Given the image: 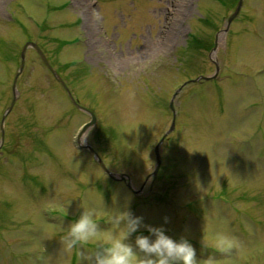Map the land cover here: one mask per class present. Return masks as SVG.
Wrapping results in <instances>:
<instances>
[{
    "label": "rangeland",
    "instance_id": "rangeland-1",
    "mask_svg": "<svg viewBox=\"0 0 264 264\" xmlns=\"http://www.w3.org/2000/svg\"><path fill=\"white\" fill-rule=\"evenodd\" d=\"M237 1L0 0V121L31 41L94 113L82 142L139 190L76 147L90 114L28 47L0 130V264H78L60 225L96 207L107 227L101 195L201 252L229 233L239 246L219 264H264V0L225 30Z\"/></svg>",
    "mask_w": 264,
    "mask_h": 264
},
{
    "label": "clouds",
    "instance_id": "clouds-1",
    "mask_svg": "<svg viewBox=\"0 0 264 264\" xmlns=\"http://www.w3.org/2000/svg\"><path fill=\"white\" fill-rule=\"evenodd\" d=\"M101 199L104 211L110 213L105 218L107 227H101L96 207H81L74 219L60 225V247L75 251L78 264H219L217 253L230 257L239 246L234 236L220 232L212 250L202 244L205 251L201 252L186 236L173 238L163 224H145L143 217L127 208L106 209L102 195ZM141 228L148 234L138 231Z\"/></svg>",
    "mask_w": 264,
    "mask_h": 264
},
{
    "label": "water",
    "instance_id": "water-1",
    "mask_svg": "<svg viewBox=\"0 0 264 264\" xmlns=\"http://www.w3.org/2000/svg\"><path fill=\"white\" fill-rule=\"evenodd\" d=\"M242 4V0H238L237 1V4L234 8V11L231 13V15L228 16L227 18V22H226V28L225 30H227L231 20L236 16V14L238 13V10L240 8ZM28 47H32L39 55L40 59L42 60L43 64L49 69V71L52 73V75L56 78V80L61 84V86L64 88V90L66 91L67 95H68V98L69 100L71 101V103L73 105H75V107H77L78 109L80 110H84L86 112H88L90 114V120L88 122H86L82 127L81 129L79 130V132L77 133L76 135V142L78 143V146L81 147V148H87L90 153L93 155L94 159L96 160V162L98 163V165L102 168V170L104 171L105 174H107L109 177L113 178V179H116V180H126L127 176L124 174V173H113L111 172L107 167L106 165L103 163V161L98 157V155L96 154V152L92 149V147L83 142L81 143V137L83 135V133L85 132V130L90 127L94 122H95V115L90 112L89 110L79 106L77 104V102L75 101V99L72 97L68 87L66 86V84L64 83V81L61 79V77L57 74L56 70L50 65V63L48 62L47 58L45 57L44 53L41 51V49L38 47L37 44L33 43V42H26L21 51H20V64L18 66V70L15 72L14 74V77H13V81H12V98H11V101H10V105L7 107V109L5 110V112L2 114L1 116V122H0V130H1V139L3 138V122H4V118L6 116V114L8 113V111L12 108L14 102H15V99H16V89H15V85H16V80L18 78V75L20 73V71L22 70V67L24 65V53L26 51V49ZM214 76H208V77H204V76H199L195 79H190L186 82H191V81H196V80H199V79H204V80H208V79H212ZM186 82H184L180 87L179 89H181L185 84ZM177 91L174 92L173 96L176 95ZM173 98V97H172ZM169 108L171 109L172 113H173V117H172V122H171V125H170V128L168 129V131H166L162 137L160 138V140L158 141V143H156V145L154 146V153H155V167L153 169V171L147 175L146 179L144 180L143 182V185L145 184L146 180L152 176V175H155L158 168H159V165H160V155H159V147H160V144L163 140V138L166 136V134L173 128V125H174V117H175V112H174V107L172 105V100L169 102ZM0 146H1V141H0ZM127 182V186L130 187V189L135 192L132 187L130 186V183L129 181H126Z\"/></svg>",
    "mask_w": 264,
    "mask_h": 264
},
{
    "label": "bare ground",
    "instance_id": "bare-ground-1",
    "mask_svg": "<svg viewBox=\"0 0 264 264\" xmlns=\"http://www.w3.org/2000/svg\"><path fill=\"white\" fill-rule=\"evenodd\" d=\"M80 139H81V141L83 140V135H82V137Z\"/></svg>",
    "mask_w": 264,
    "mask_h": 264
}]
</instances>
